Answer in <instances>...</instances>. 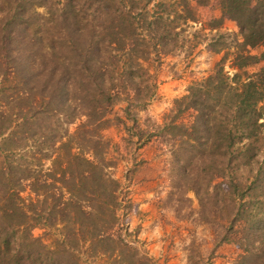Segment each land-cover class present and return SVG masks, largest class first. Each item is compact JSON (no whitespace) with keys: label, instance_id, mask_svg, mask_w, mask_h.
I'll return each mask as SVG.
<instances>
[{"label":"trees","instance_id":"obj_1","mask_svg":"<svg viewBox=\"0 0 264 264\" xmlns=\"http://www.w3.org/2000/svg\"><path fill=\"white\" fill-rule=\"evenodd\" d=\"M200 47L210 71L142 127L163 59ZM151 139L165 195L219 219L231 264H264V0H0V264H155L113 174Z\"/></svg>","mask_w":264,"mask_h":264},{"label":"rangeland","instance_id":"obj_2","mask_svg":"<svg viewBox=\"0 0 264 264\" xmlns=\"http://www.w3.org/2000/svg\"><path fill=\"white\" fill-rule=\"evenodd\" d=\"M203 12L218 15L217 11L203 9ZM222 29L235 31L236 26L233 21L224 19ZM218 58L219 54L200 47L194 58L180 64L182 68L179 71L175 69L178 57L164 58L157 70L159 82L155 96L146 109L137 114L141 126L160 122L161 114L171 107L172 100L185 92L191 80L206 75ZM224 69L231 72L227 63ZM121 106L122 103L116 104L113 112L120 114ZM104 133L114 140L118 139L113 128ZM131 156V153H125L113 170L114 176L120 181L119 196L129 200V207L119 209L118 213L129 229L138 228V238L144 242L143 247L155 264H231L238 250L229 236L225 238L226 232L219 219L208 217V222L199 220L195 213L198 205L191 194L165 195L169 156L159 139H151L139 150L142 162L133 167L130 165ZM127 168L130 171L126 174ZM169 206L179 209V219H176Z\"/></svg>","mask_w":264,"mask_h":264}]
</instances>
